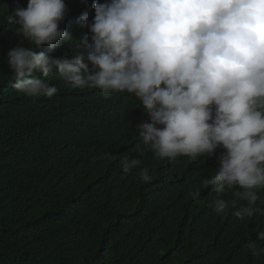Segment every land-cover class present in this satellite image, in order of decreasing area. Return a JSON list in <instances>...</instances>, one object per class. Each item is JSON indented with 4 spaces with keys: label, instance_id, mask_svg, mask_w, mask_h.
Masks as SVG:
<instances>
[{
    "label": "trees",
    "instance_id": "trees-1",
    "mask_svg": "<svg viewBox=\"0 0 264 264\" xmlns=\"http://www.w3.org/2000/svg\"><path fill=\"white\" fill-rule=\"evenodd\" d=\"M27 3L0 0V264H264L247 247L249 239L264 247L257 234L264 216L217 215L216 194L202 188L224 149L198 160L158 159L135 129L150 120L134 95L73 89L55 68L48 77L34 74L58 88L51 98L13 87L6 54L34 45L3 16ZM65 3L60 27L69 38L37 53L71 59L84 51L75 45L90 36L81 17L92 21L93 0ZM124 155L141 159L151 181H141L139 169L124 174Z\"/></svg>",
    "mask_w": 264,
    "mask_h": 264
},
{
    "label": "clouds",
    "instance_id": "clouds-1",
    "mask_svg": "<svg viewBox=\"0 0 264 264\" xmlns=\"http://www.w3.org/2000/svg\"><path fill=\"white\" fill-rule=\"evenodd\" d=\"M92 7L91 22L81 17L90 36L75 45L84 51L71 59L34 50L47 45L51 52L69 38L60 27L65 0H28L3 16L34 45L7 52L13 87L51 98L58 88L34 74L48 77L55 68L73 89L134 95L150 120L135 126L145 148L170 162L224 149L218 170L201 182L216 194L214 211L235 209L240 220L264 216V0H93ZM120 167L152 179L139 158L124 155ZM228 193L231 199L221 198ZM240 200L246 204L237 207ZM257 234L264 241V231ZM247 247L264 256L250 239Z\"/></svg>",
    "mask_w": 264,
    "mask_h": 264
}]
</instances>
